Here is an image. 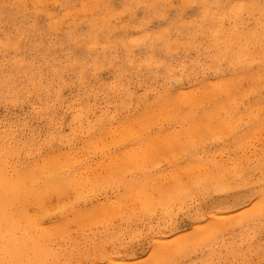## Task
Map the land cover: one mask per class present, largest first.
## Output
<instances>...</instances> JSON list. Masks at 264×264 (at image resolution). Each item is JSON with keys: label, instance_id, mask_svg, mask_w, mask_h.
I'll return each instance as SVG.
<instances>
[{"label": "rangeland", "instance_id": "obj_1", "mask_svg": "<svg viewBox=\"0 0 264 264\" xmlns=\"http://www.w3.org/2000/svg\"><path fill=\"white\" fill-rule=\"evenodd\" d=\"M262 8L0 0V166L54 264H264V55L215 43L253 28L260 51Z\"/></svg>", "mask_w": 264, "mask_h": 264}, {"label": "bare ground", "instance_id": "obj_2", "mask_svg": "<svg viewBox=\"0 0 264 264\" xmlns=\"http://www.w3.org/2000/svg\"><path fill=\"white\" fill-rule=\"evenodd\" d=\"M57 1V0H56ZM111 3V2H110ZM163 3V2H162ZM194 3V2H193ZM205 4V3H204ZM249 4V2L246 4V7L247 5ZM258 4V3H256ZM41 5V4H40ZM173 5V4H172ZM183 5V4H182ZM203 5V3H202ZM208 5V4H207ZM157 6V5H156ZM215 6V4H214ZM217 6V5H216ZM261 6V5H260ZM91 7V6H90ZM97 7V6H96ZM208 7V6H207ZM248 7H251L250 5H248ZM259 7V6H258ZM263 7V6H262ZM105 8V7H104ZM156 8V7H155ZM210 8V7H209ZM216 7H214L215 9ZM238 8V6H237ZM236 8V9H237ZM22 9V8H21ZM223 9V8H222ZM225 9V8H224ZM240 9H245V8H242L240 6V8H238V11ZM248 9V8H247ZM264 8H262V11H263ZM91 10V9H90ZM89 10V11H90ZM93 10V9H92ZM131 10V9H130ZM177 10V9H176ZM213 10V9H212ZM234 10V9H233ZM129 11V10H128ZM218 11V10H217ZM221 11V10H220ZM249 11H253V10H249ZM257 11V10H256ZM260 11V9H259ZM93 12V11H92ZM215 12V11H214ZM90 13V12H89ZM108 13V12H107ZM110 13V12H109ZM202 13V11H201ZM208 13V11H207ZM210 13V12H209ZM224 13V12H223ZM229 13V11H228ZM232 13V12H231ZM252 14L254 12H251ZM250 13V14H251ZM212 14V13H211ZM210 14V15H211ZM256 14V13H255ZM214 15V14H213ZM20 16V15H19ZM233 16V15H232ZM105 16H103L102 18H104ZM112 17V16H111ZM116 17V16H115ZM136 17V15H135ZM152 17V16H151ZM211 17V16H209ZM208 17V19H210ZM221 17V16H219ZM234 17V16H233ZM108 18V17H107ZM241 19H243V17H240ZM110 19V18H109ZM206 19V18H205ZM207 19V20H208ZM212 19V18H211ZM238 19V18H237ZM104 20V19H103ZM102 20V22H103ZM100 21V20H99ZM241 21V20H240ZM205 22V21H203ZM246 22V21H245ZM58 23V21H57ZM105 23V22H104ZM234 23V22H233ZM102 24V23H101ZM209 24V22H208ZM56 25V24H55ZM54 25V26H55ZM149 25V24H148ZM195 25V24H194ZM197 25V24H196ZM211 25V24H210ZM209 25V26H210ZM233 25V24H232ZM240 25V24H239ZM237 25V26H239ZM245 25V24H243ZM182 26V24H181ZM185 26V25H184ZM199 27V25H197ZM208 26V27H209ZM219 26V25H218ZM254 26V25H253ZM258 26V24L256 25ZM196 27V26H195ZM193 27V28H195ZM216 27V26H215ZM228 27V26H227ZM227 27L225 29H227ZM146 28V27H145ZM188 28V27H187ZM190 28V27H189ZM192 28V29H193ZM214 28V27H213ZM218 28V27H216ZM215 28V30H216ZM230 28H231V25H230ZM236 28V27H235ZM246 28V27H245ZM249 28V27H248ZM144 29V28H143ZM210 29V28H209ZM263 30L264 32V28H260ZM197 30V29H196ZM199 30V28H198ZM208 30V29H207ZM212 30V28L210 29ZM223 30V29H221ZM221 30H219L221 32ZM248 30V29H247ZM251 30V29H250ZM119 31V30H118ZM137 31V30H136ZM167 31V29H166ZM192 31V30H191ZM194 31V29H193ZM192 31V32H193ZM202 31V30H201ZM209 31V30H208ZM229 31V30H228ZM237 31V30H234V32ZM198 32V31H197ZM205 32V31H204ZM210 32V31H209ZM214 32V31H213ZM212 32V33H213ZM216 32V31H215ZM228 33L227 31H223L222 33ZM230 32V31H229ZM233 32V31H232ZM230 32L229 34L232 35L230 36V40H228L229 38H226L224 37L223 38H220V36L218 37L217 36V39H216V45H218L217 43L220 42V44L224 45V53L226 54L227 52L231 53L232 56L230 57H233L234 59H237L238 61L243 59L245 60L244 62L245 63H250L251 60H254L255 58L258 60L260 59L259 56L261 55H264V47H260L261 50L260 51H256V52H249L247 54L243 53V50L244 48H246L247 46H249L250 44L252 45H256L258 39H259V34L257 32H253V28H252V31L251 32H248V33H245V34H242V35H235L234 33ZM200 33V32H199ZM203 33V31H202ZM202 33H200L202 35ZM219 33V32H217ZM216 33V35H217ZM215 34V33H214ZM228 34V35H229ZM196 35V34H195ZM200 35V36H201ZM222 36V35H221ZM162 37V36H161ZM191 38V37H190ZM202 38V37H201ZM199 38V39H201ZM212 38V36H211ZM214 38V37H213ZM219 38L221 39V41H218ZM146 39V37H145ZM156 39V37H155ZM160 39V38H159ZM195 39V38H194ZM223 39V40H222ZM79 40V39H78ZM197 40V38H196ZM139 41V40H138ZM146 41V40H145ZM127 42V41H126ZM133 42V41H131ZM189 42V41H188ZM134 43V42H133ZM178 43V42H177ZM214 43V42H212ZM263 43H264V40H263ZM131 44V43H129ZM232 44V45H231ZM209 45H211V43H209ZM221 45V47H222ZM106 46V45H105ZM104 46V47H105ZM182 46V45H181ZM213 46V45H212ZM93 47V46H92ZM211 47V46H210ZM215 47V46H214ZM217 49H220L218 48V46H216ZM223 48V47H222ZM201 49V48H200ZM213 49V48H212ZM252 49V48H250ZM216 51V49H214ZM232 50H236L234 53ZM131 51V50H130ZM136 51V50H135ZM210 51V49H209ZM221 51V50H220ZM119 54V53H118ZM204 54V53H203ZM220 54V53H219ZM223 54V56L225 55ZM222 56V57H223ZM217 57V56H216ZM225 57V56H224ZM223 57V58H224ZM227 57V56H226ZM218 58V57H217ZM228 58V57H227ZM264 58V57H263ZM255 59V60H256ZM137 60V59H136ZM231 60V59H230ZM214 61V60H213ZM149 63V62H148ZM211 63V62H210ZM221 63V62H220ZM240 63V62H239ZM17 64V63H16ZM24 64V63H23ZM215 64V63H214ZM251 64V63H250ZM147 65V64H146ZM208 65V64H207ZM142 66V65H141ZM222 66V65H221ZM202 68V67H201ZM260 68V67H259ZM69 69V68H68ZM187 69V68H186ZM185 69V70H186ZM192 69V68H191ZM203 69V68H202ZM193 70V69H192ZM213 70V68H212ZM216 70V69H215ZM64 71V70H63ZM205 71V70H204ZM243 72V71H242ZM245 72V71H244ZM186 73V72H185ZM194 73V72H193ZM207 73V72H206ZM241 73V72H240ZM37 74V73H36ZM199 74V73H198ZM189 75V74H188ZM205 75V74H204ZM179 77V76H178ZM202 77V76H201ZM207 77V76H206ZM230 77V76H229ZM242 77V76H241ZM248 77V76H247ZM201 79V78H200ZM253 79V78H252ZM12 80V79H10ZM35 80V79H34ZM182 80V79H181ZM263 80V79H262ZM260 80V81H262ZM238 81V80H237ZM251 81V79H250ZM259 81V82H260ZM188 82V81H187ZM193 82V81H192ZM190 82V83H192ZM232 82V81H231ZM258 82V83H259ZM207 83V82H206ZM237 83V82H236ZM243 83H244V80H243ZM212 84V83H211ZM217 84H220V83H217ZM191 85V84H190ZM205 85V84H204ZM245 85V84H244ZM231 86V85H229ZM258 86V85H257ZM212 87H215V86H212ZM218 87V86H216ZM226 87V86H225ZM259 87H261L259 85ZM165 88V87H164ZM209 88V86H208ZM237 88V87H236ZM263 86L260 88L262 90ZM210 89V88H209ZM208 89V90H209ZM213 88H211L210 90L212 91ZM223 89V87H222ZM232 89V87L230 88V90ZM207 90V89H206ZM217 90V89H216ZM226 90V89H225ZM250 90V89H249ZM253 91L254 90V87L252 89ZM240 91V90H239ZM259 91V89H258ZM213 93H215L216 91H212ZM230 92V91H228ZM233 92V91H232ZM198 93V92H197ZM210 93V92H209ZM156 94V93H155ZM217 94V93H216ZM261 94V93H260ZM210 95V94H209ZM212 95V94H211ZM242 95V94H241ZM197 96V95H196ZM195 96V97H196ZM218 96V94H217ZM243 96V95H242ZM181 97V96H180ZM207 97V96H206ZM174 98V97H173ZM194 97H192V100L190 97H188V100L190 101L189 103V106H192L193 104V99ZM213 98H215V94L213 96ZM140 99V98H139ZM179 99V98H178ZM176 100V99H175ZM219 100V99H217ZM167 101V100H166ZM179 101V100H177ZM170 102H175V101H170ZM214 104H216L215 102H213ZM176 104V103H175ZM192 104V105H191ZM213 104V105H214ZM222 104V103H221ZM229 104V103H228ZM264 104V103H263ZM180 105V104H179ZM196 105V104H195ZM207 105V104H206ZM212 105V104H211ZM216 106V105H215ZM215 106H212V107H215ZM219 106V105H218ZM225 106V105H224ZM223 106V107H224ZM227 106V105H226ZM229 106V105H228ZM264 106V105H263ZM176 107V105H175ZM194 107V106H193ZM183 108V107H182ZM188 108V107H187ZM191 108V107H190ZM206 108V107H205ZM145 109V108H144ZM177 109V108H176ZM193 109V108H192ZM203 109V107H202ZM172 110V109H171ZM215 110V109H214ZM189 111V110H188ZM205 111V110H204ZM181 112V111H180ZM173 113V112H172ZM187 113V112H186ZM183 115V114H182ZM187 115V114H186ZM205 115V114H204ZM192 116V115H191ZM206 117V116H205ZM139 119V118H137ZM206 119V118H205ZM233 121V120H232ZM162 122V121H161ZM148 123V122H147ZM130 124V123H129ZM193 125V124H192ZM196 125V124H195ZM198 125V124H197ZM231 126V125H230ZM128 128V127H127ZM138 129V128H137ZM146 130V129H145ZM201 131V130H200ZM203 133V132H202ZM198 135V134H197ZM133 138V137H132ZM161 139V138H160ZM206 139V138H205ZM97 140V139H96ZM107 140V139H106ZM105 140V141H106ZM126 140V139H125ZM130 140V139H129ZM90 143V142H89ZM13 146V145H12ZM126 150V149H125ZM128 150V149H127ZM124 155V154H123ZM130 155V154H129ZM180 156V155H179ZM122 157V156H121ZM130 157V156H129ZM136 161V160H135ZM5 162V161H4ZM123 162V161H122ZM44 163V162H43ZM47 163V162H46ZM119 163V162H118ZM136 163V162H135ZM124 164V163H123ZM45 165V164H44ZM112 165V164H111ZM187 165V164H186ZM110 166V165H109ZM136 166V165H135ZM182 166V165H181ZM195 166V164H194ZM52 167V166H51ZM121 167V165H120ZM128 167V166H127ZM196 167V166H195ZM8 168V167H7ZM10 168V167H9ZM133 168V167H132ZM183 168V167H181ZM192 168V167H190ZM202 168V167H201ZM237 168V167H236ZM120 169V168H119ZM118 169V170H119ZM124 169V168H123ZM123 169H121V171H123ZM195 169V168H193ZM200 169V168H199ZM134 170V169H133ZM184 170V169H183ZM189 170V169H188ZM198 170V169H197ZM196 170V171H197ZM211 170V168H210ZM111 171V170H110ZM127 171V170H126ZM172 171V170H171ZM181 172V170H179ZM185 171V170H184ZM183 171V172H184ZM191 171V170H190ZM212 171V170H211ZM8 172V171H6ZM21 172V171H20ZM35 172V171H34ZM114 172V171H113ZM125 172V171H124ZM186 172V171H185ZM33 173V172H32ZM219 173V172H218ZM8 173H5L4 169H3V166H0V264H54V253L51 252L49 249H48V242L45 243L44 242V238L39 234L42 229L40 226H38V224L34 223L31 221L30 218L27 217L26 213H25V189L23 188V183L24 181L21 179V176L14 180L12 178H9L7 176ZM17 174V173H16ZM30 174V173H29ZM37 174V173H36ZM176 174V172H175ZM187 174V173H186ZM185 174V175H186ZM194 174V173H192ZM178 175V174H177ZM13 176V175H12ZM19 176V175H18ZM17 176V177H18ZM23 176V175H22ZM85 176V175H84ZM114 176V175H113ZM193 176V175H192ZM190 177V176H189ZM58 178V176H57ZM55 177V179H57ZM115 178V177H114ZM179 178V177H178ZM218 178V176H217ZM54 179V178H53ZM173 179V178H171ZM176 179V178H175ZM37 177H35V184L37 182ZM59 180V179H57ZM56 180V181H57ZM139 180V178H138ZM181 180V179H180ZM46 181V180H45ZM49 181V180H48ZM54 182V180H52ZM49 182L48 183V188L50 190H53V191H60L62 188H64L63 186V183H60V184H54L53 182ZM68 181V180H67ZM173 181V180H172ZM171 181V182H172ZM70 182V181H69ZM27 185L30 186V188L32 189L31 187V184H32V178H29L27 180ZM71 183V182H70ZM174 183V182H173ZM170 184V183H169ZM197 184V183H196ZM200 184V183H199ZM173 185V184H172ZM175 185V184H174ZM178 185V184H177ZM42 186V185H41ZM156 186V185H155ZM171 186V185H170ZM169 187V186H168ZM40 188V187H39ZM71 188V187H70ZM38 188L34 186L33 190H31L30 192V195H34V198L35 199H38V193L35 191L37 190ZM148 189V188H147ZM172 189V187L170 188ZM174 189V188H173ZM196 189V188H195ZM183 190V189H182ZM171 192V190H169ZM176 193V191H174ZM136 194V193H135ZM178 194V192H177ZM176 194V195H177ZM152 195V194H150ZM136 196H138L136 194ZM174 196V195H173ZM139 197V196H138ZM134 202V201H133ZM150 203V202H149ZM121 204V203H120ZM120 208V207H119ZM82 219V218H81ZM80 222H82L81 220H78ZM19 229H20V232H19ZM217 229V228H216ZM42 234V233H41ZM45 234V233H44ZM43 235V234H42ZM50 238V237H49ZM49 240V239H48ZM53 258V259H52Z\"/></svg>", "mask_w": 264, "mask_h": 264}]
</instances>
